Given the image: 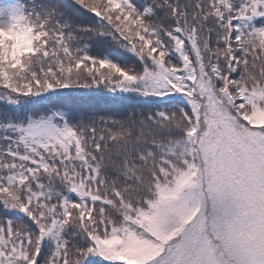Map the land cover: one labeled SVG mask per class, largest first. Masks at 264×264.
<instances>
[{"label":"snow or ice","instance_id":"6c2138e0","mask_svg":"<svg viewBox=\"0 0 264 264\" xmlns=\"http://www.w3.org/2000/svg\"><path fill=\"white\" fill-rule=\"evenodd\" d=\"M0 264H264V0H0Z\"/></svg>","mask_w":264,"mask_h":264}]
</instances>
